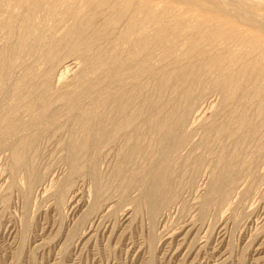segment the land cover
Wrapping results in <instances>:
<instances>
[{
    "label": "bare ground",
    "instance_id": "1",
    "mask_svg": "<svg viewBox=\"0 0 264 264\" xmlns=\"http://www.w3.org/2000/svg\"><path fill=\"white\" fill-rule=\"evenodd\" d=\"M46 1L47 0H0V9L4 7L3 9L5 10L7 5L9 8L7 9L9 11L4 12V17L0 15V32H4L9 41H6L9 45L4 41L7 45H5L6 47L4 46L5 48L0 46V85L4 84V86H7L8 88L6 89L10 90H8V94L11 95V102H4L6 103H3L4 105L0 104L3 106L0 111V144L3 147H8L10 152H12V173L15 172L17 174V172L20 173V171L23 170L29 174H26V176H31L32 178L34 176V181L40 179L41 175L36 170V164L34 165L36 157L30 156V153L36 150L39 139L45 129L52 130V128H55L62 130L60 127L62 123H64L70 132V136L68 137L69 140L67 139L68 141H66L67 145L65 148L66 163L68 162L71 167V175L86 167L91 170L90 173L94 174L96 185V192L93 196L97 195L96 197L98 198L107 186L106 180L100 176L98 170L103 150L106 151L108 148L106 146L109 144L110 146L113 145L111 143L115 142V140L122 139L124 143L118 156L119 165L113 173L115 181L117 180L122 188H129L132 185H142L143 187L145 185L144 188H146V184H150L147 191H142L143 193L141 194L144 195L140 196L135 201L137 212L142 209L145 210V207L152 205L156 200H160L161 204H157L158 206L160 205V208H164L171 204L176 194L175 189L177 187V182H174L172 175L179 169L178 167V169L175 170L177 166L176 163L180 160L178 157L181 150L187 147V143L189 144V136L187 134L189 131L186 132V127H188L187 123H189L188 116H190L189 112H191L189 110L190 105H192L191 102L196 101L194 99L195 89L196 87L197 90H199L201 87L210 88L211 86L212 89L213 87H217L223 96L226 118L224 121L220 119L211 127L209 126L210 128L207 127L205 129V137H201L203 140L200 139V142L203 143L202 149H204V153H202V150L201 154L204 155L201 157L196 156L200 158L196 161L193 160L194 163H191L195 169H198L202 162H207L205 154L212 150H210V144L212 143L210 141L211 135L214 134L215 137H223L232 141L228 147L223 146L218 157L215 156L217 158L215 162H213L214 169L213 174H211V176L213 175L212 181L209 185L210 188H207L209 189L208 194L205 196L207 199L204 198L206 202L205 200L203 201L205 202L204 205L209 209L210 207L222 206L227 201L230 202L229 198L231 194H233L232 192L238 182L243 180L242 178L247 176L250 177L252 173L256 171H253V169L255 167L258 168V161H261L262 158L260 160L258 159L261 156L264 157V106L262 104L264 103V43L261 44L263 41L256 42V36L250 35L245 39L249 47L247 49L248 51L244 49V52L243 50L244 53L242 52L237 55L233 54L234 52H229V47L225 44L226 47L224 45L222 46L227 48H224L226 51L224 49L223 51L219 50L220 48L216 50L215 48V50L219 52L212 53L208 44L218 42V40H225L227 42H232L234 40L238 41V35H236L237 30L235 27L225 30L223 29L224 25L207 28L208 25H206V27L204 23L203 26L200 24L203 28L206 27L202 32L200 30V34H202V38H200L204 43H207V46H205L206 48L208 47V52L210 51L209 53L212 54L205 52L204 56L201 55L199 59L197 57V61H193V56L198 54L197 51L199 52L198 46L204 45L200 44L202 41L198 42L199 39H197L199 45L190 44L189 49L184 56H182L183 58L179 59L178 56V60L172 64V67L170 66L171 72L163 68V62H161V66H163L162 69L168 72L162 75L163 73L159 74V69L161 68H159V66L158 68H151L149 62L154 53H158L156 51L160 48L162 41L164 42V39L168 40L171 36L162 35L161 28L160 30L157 29L158 32L155 31V34H145L144 27L146 24L147 26H151L150 24L152 23V25L155 26V23L160 19L159 16H156L157 13H151L149 2L135 6L130 2L115 5L116 3L112 4L110 0H94L89 3L87 14L79 17L80 7L84 8L89 0H77L75 5H73L72 2L70 6V0H51V2L48 3L50 9H60L59 11L63 14L64 18L65 16L72 18L74 19L73 23H75L70 28L68 27L67 32L65 30L66 35L59 37L60 40L55 41L50 32L48 35H51V38L54 40L50 41L45 37L46 31L44 32L45 36L42 34L41 38L40 35L38 38H35L37 37L35 36V28H38L36 27L38 19L43 18L40 20H46L53 13L46 7L48 11L45 12L42 10V6ZM223 2L227 4L226 1L223 0ZM241 4L240 7L242 6ZM153 7L154 6H152V8ZM242 7L244 8V6ZM261 7H263V5ZM106 9L107 11L111 9L112 14H110L104 22L100 23V15H105L107 12ZM103 10L106 12L104 11L105 13H102ZM41 11L45 12V14L43 12L41 13ZM55 11L56 10H54V12ZM1 13L2 12H0V14ZM57 13H53V18H57L59 21L58 17L61 15L58 16ZM42 15L46 17H41ZM56 15L58 17H55ZM203 15L205 14L203 13ZM105 16H107V14ZM65 20H67V18ZM206 20H209V18H206ZM254 20L251 19L250 21L256 22V27L264 30V26H259L257 24L258 20ZM166 21L168 22L169 20ZM200 21L202 22L201 19ZM67 22H69V20ZM71 22L68 23L69 26ZM167 22L166 24H168ZM41 23L39 22V24ZM162 23H160V26H164ZM178 24V21H173L169 23V25H166L169 26L167 29L168 31H175L173 38L180 35L178 31H176L177 29L180 30V27L176 29ZM205 24L208 23L205 22ZM41 25L44 26L43 23ZM214 25H216V23ZM42 26L40 27L42 28ZM209 26L211 25L209 24ZM66 27L65 29H67ZM192 27L194 26L192 25ZM45 28H47V26ZM186 28H189V26ZM186 28L183 27L184 30ZM196 30L199 29L197 28ZM53 32L52 34H54ZM56 32L57 31H55V33ZM245 35L246 34H244V37ZM161 36L164 37L163 40ZM181 38H183L181 40H185V37ZM240 39H242V41L244 40L241 36ZM256 39H258V36ZM185 42L189 41L187 40L184 41V43ZM240 42L241 40L236 43L242 46ZM106 43L111 47L109 45V47H105L104 44ZM164 44L167 43L164 42ZM170 45L172 46L173 44ZM43 46L44 48H42ZM128 46L130 52L126 53L125 50L128 49L126 48ZM213 46L215 45L213 44ZM244 46L243 44V47ZM65 47L70 49V54L75 53L83 56L85 63L82 65L84 66L83 73L85 74L82 77L92 74L97 75L98 79L94 80V77H92L93 80L89 79L82 81L83 78L78 76L82 80L78 87L76 83H73L76 84V89L73 90V88H71L72 90L70 89L71 91L69 92L54 94V87H52L54 83L53 85L51 84L52 77L58 66L57 60L61 59L59 56L62 55L61 53L64 51ZM175 49L177 48L175 47ZM175 49L173 48L172 50ZM40 50H43L42 55L39 54V58H36V60L31 58L33 61L32 65L30 64L31 66L27 65L23 67V65L25 66V63H29L28 61L30 60L29 58L28 61L25 62L24 59L26 60V58H24V56L27 54L34 58L36 53L38 54ZM160 50L162 49L160 48ZM162 51L161 54L164 60H170L173 58L174 54H178V52L173 54L167 47ZM204 51L206 50H203V52ZM68 53L66 55L67 57ZM201 53L202 51H200V54ZM75 54H72V56ZM260 54L263 57H260L261 59L258 60L259 58H256V56ZM78 55L75 56L79 57ZM22 57L24 59H22ZM156 59L158 60V58ZM175 59L176 58H174L173 61H175ZM169 60H166V62ZM168 66L166 67L165 65L166 68H168ZM68 68L69 66L65 65L63 70ZM18 69L23 70L24 73L22 77L14 81L12 78ZM212 69L219 70L221 74L219 83L212 80ZM212 74H214V72ZM147 77L149 80H145ZM214 77H216V75H214ZM215 80H218V77ZM205 89L203 88V90ZM199 91L196 94H198ZM4 92L7 93L6 90ZM170 93L175 94L176 97H170ZM2 94L4 93H1V95ZM86 98L88 100H86ZM51 100H54V102L56 101L57 104L59 102L60 106L57 107L58 105L56 104L55 107L53 104L55 108H50L51 104L48 102L54 103ZM83 100L87 102L93 100L94 103L85 105L87 102H85V104L81 103ZM250 104L255 105V113H251L252 111H250V109L252 105L250 106ZM256 104L259 106H256ZM219 111H221V109H219ZM217 116L214 118L215 120L219 118H217ZM198 117L199 116L196 118ZM58 130L53 133L60 132V130ZM48 131L50 132V130ZM48 131L46 132L48 133ZM62 131L64 132V130ZM66 132L68 133V131ZM51 135L52 134L49 136ZM225 140L223 139V141ZM191 142V144H193V141ZM116 144H118V142H115L114 145ZM38 148L39 147H37V149ZM249 148L253 151V153H249L250 155L246 154L249 152ZM197 151L200 152L199 149ZM192 155L191 153V156ZM207 156L209 155L207 154ZM209 159L210 156L208 160ZM187 160L188 159L185 161ZM200 170L201 169H199V172H202ZM81 173L83 172L81 171ZM181 173L185 175L184 170ZM16 176L14 178H16ZM91 177L93 178L92 174ZM32 178L30 180L31 182ZM71 178L72 177L68 178L67 181ZM193 180V175H191L189 181L193 182ZM144 188L142 190H144ZM106 190L107 189H105V191ZM154 205H156V203ZM151 209H153L151 210L153 213L158 210V208Z\"/></svg>",
    "mask_w": 264,
    "mask_h": 264
},
{
    "label": "rangeland",
    "instance_id": "2",
    "mask_svg": "<svg viewBox=\"0 0 264 264\" xmlns=\"http://www.w3.org/2000/svg\"><path fill=\"white\" fill-rule=\"evenodd\" d=\"M93 1L94 0H89L84 8L80 7L79 17L87 14L89 3ZM224 1H226L227 4H225L223 0H110L112 4L116 3L115 5L130 2L131 4L138 6L142 3L149 2L151 13H157L156 16H159L160 18L159 21L155 23V26L152 25V23L150 24L151 26H147L146 24L147 28L146 26L144 27L145 34H155V31L158 32L157 29L160 30L161 28L162 35L168 37L171 36V38H169L170 40H166L161 36L162 40L164 39V42L167 44L170 41H173L168 44L173 45L168 46L162 41L160 48L163 50L167 47L173 52V54L178 52V54L173 55L172 59L164 60L161 54L163 51L159 48L156 51L159 54L154 53L156 56L153 55L151 57L149 65L151 64V68H158L159 66V68H161L159 69V74L163 73L162 75L167 74V70L171 72L170 69L172 64L178 60V56L179 59L183 58L182 56H184L189 49L190 44L192 45L193 43V45H196L198 42L202 41V34L200 33L207 27L206 25H208L207 28L224 25L223 29L225 30L235 27L237 30L236 35H238V41L241 40L240 44L242 43V46H240L237 44V40H234L235 42L218 40V42L208 44L212 53L219 52L216 51L219 48V50L223 51L227 46L229 47V52H234L233 54L236 55L240 54L244 49H248L249 45L246 43L245 39L250 35H255L256 38L258 36V39L255 38V40H257L256 42H261L262 40L263 42L261 44L264 43V30L256 27V22L254 23L253 21H250L251 19H257V24L259 26H264V0ZM49 2H51V0H47L43 4L42 10L45 12L51 10L55 14L59 12L57 15L61 16H55L58 17V21L57 18H53L54 14L51 12L52 14L46 20H40L43 18L38 19L37 25L39 26L36 25L38 28H35V36H37L35 38H38L39 35L41 38L42 34L44 36L46 34L45 37L47 40L54 41L51 38V35H53L52 37L57 41L60 40L59 37L66 35L68 27L70 28L75 22L73 23L74 19L72 18L66 16L64 18L63 14L59 11L60 9H54L56 10L55 12L53 9H50ZM72 2L73 5H75L77 0L76 2L75 0H70L69 6L70 4L72 5ZM240 4L244 6V8L242 6L240 7ZM262 5L263 7H261ZM152 6L154 7L152 8ZM45 7L48 8V10ZM3 8L4 7L0 9V12H2L0 15L2 17L5 15L4 12L9 11L7 10L9 9L8 5L5 10ZM104 11L105 10H103L102 13ZM42 12L43 11H41V13ZM45 12L43 13L45 14ZM107 12V16H105L106 14L104 15L101 13V20L99 19L100 23L104 22V20L112 14L111 9H108ZM43 16L45 15H42L41 17ZM66 18L67 20H65ZM206 18H209V20H206ZM68 20L69 22L72 21L70 26L68 24L69 22H67ZM166 20H169L170 22H167ZM56 21L60 23L58 24ZM165 21L168 24H166ZM173 21H178V25H180L176 26V29L177 27H180V30H176L180 35L175 36V38H173L175 31H168L167 29L169 26H166ZM204 21L208 24H205ZM39 22H42L47 28H45L46 26H42V23L39 24ZM160 23H162L166 29L164 26H160ZM203 23L204 26H206L205 28L202 27ZM213 23H216V25ZM200 24L202 26H200ZM209 24L211 26H209ZM185 25L186 27L189 26V28H186ZM192 25L196 27L194 28ZM40 26H42V28ZM65 27L67 29H65ZM183 27L187 30H184ZM197 28L199 30H196ZM148 30L154 32H149ZM55 31H57L56 33L58 35ZM52 32L56 35V38ZM49 33L51 35H48ZM0 34L3 35H0V46L3 48L6 45L5 42L8 40L4 32H0ZM187 34H191L192 36L190 35V37ZM244 34H246L245 37ZM180 36L185 37V40H181L183 38ZM240 36L241 38H244L243 41L240 39ZM197 39H199V41ZM187 40L189 42L184 43V41ZM177 41L182 43H178ZM8 42L6 43L8 44ZM200 44L204 45L198 46L199 52L197 51L198 54L193 56V61H197V57L199 59V56H204V53L209 50L208 47L206 48L207 43L202 41ZM213 44L215 46H213ZM243 44L246 47H243ZM108 45V43L104 44L105 47ZM175 47L177 49H175ZM42 48H44V46ZM126 48H128L126 50L129 51L125 50V52L129 53V46ZM173 48L175 50H172ZM69 50L68 47H65L64 51L61 53L62 55L59 56L62 60L59 58V60H57L58 66L60 67L57 66L58 69L56 68V74H53L51 83L52 85L54 83L52 86L54 87V94L69 92L72 90L71 88H73V90L76 89L82 80L79 77L83 78L82 81L89 79L93 80L92 77H94V80L98 79L97 75L92 74H88L90 78L88 76L82 77L85 74L83 73V65L85 63L83 60L84 58L80 54H70ZM203 50L206 51L203 52ZM42 51H38V54L36 53L37 57L35 56L34 58L27 54L25 55L27 57L24 56L26 60L22 57L25 62L28 61L29 58L31 60L28 61L29 63L26 62L23 67H26L27 65L31 66L33 63L32 59H38L39 54L42 55ZM66 51L67 53L69 52V58L66 56ZM200 51H202L201 54ZM209 52L208 54H212ZM72 54H75L76 56L78 55L79 57L73 55V59ZM257 57L259 58L258 60H260V57L263 56L260 54L259 56L257 55L256 58ZM156 58H158V60ZM174 58H176L175 61H173ZM166 60L169 61L166 62ZM161 62H163L162 64L164 67L161 66ZM65 65L69 66V68L63 70ZM165 65L166 67L169 65L168 68H166ZM162 67L167 70L162 69ZM18 70H16V74H14L12 78L14 81H16L17 78L22 77L24 73L23 70ZM216 70L217 69H212L211 76L213 77L212 80L219 83L221 74L219 70H217L218 72ZM77 72L82 74L80 75ZM213 72L214 74H212ZM214 75H216V77H214ZM217 77L219 81L215 80ZM147 79L149 80L148 77L145 78V80ZM73 83H76L77 87L76 84ZM0 86V104L2 105L4 102H11V95L8 94L9 89H6L8 87L4 86V84ZM203 88L206 89L203 90ZM5 90L7 93L4 92ZM199 90H197L196 87L194 96L197 98L194 97L196 101L191 102L192 105H190L189 109L191 112H189V123H187L188 127H186V132H190H187L189 136V144L187 143V147H185L184 150H181L178 157L181 161L178 160L175 170H177L178 167L179 169L176 173H173L174 175H172L174 182H177V187L175 189L176 194L173 198L174 200L171 201V204L165 206L166 208H160V205L158 206V204H161V201L156 200V205H154L155 203L153 202L152 205L145 207V210L142 209L137 212L135 201L140 196L144 195L141 194L143 193L142 191H147L150 184H146V188H144L145 185L143 187L142 185L136 186L132 184V186L129 185V188H122L119 182L117 180L115 181L113 173L119 165L118 156L124 143L122 139L115 140L118 144L114 145L115 142H112L111 144L113 145L110 146L109 144L106 146L108 147L106 151L103 150L102 152L103 154L99 161L98 170L100 176L106 180L105 182L107 186L105 189L107 190L105 191L104 189L105 193L104 191L103 193L101 192L98 198L96 197L97 195L93 196L96 192L95 176L93 173H90L91 170L88 167L81 169L83 173L79 170V172L71 175V167L65 160L66 141L69 140L68 137L70 136L66 124L62 123V126L60 127L64 132L59 129L60 132L53 133L54 131L57 132L56 130L58 129H45L46 131L50 130V132L48 131L47 133L44 130L42 133L43 136L41 135L42 138L40 137L37 146L39 148L37 149L36 147V150L32 151L33 153H30V156L36 157L34 165L36 164V170L41 175V178L35 181L33 180L35 179L34 176L33 178L31 176H26V171L24 172L22 170L20 173L17 172L18 175L14 172L17 176L12 173V152H10L8 147H3L0 144V264H264V157L258 156L260 157L258 160L262 159L261 161H258V168L255 167L253 169V171L256 170L252 173L253 176H247L238 182L234 189L235 192L233 191V194H231L229 198L230 202L227 201L224 204L225 206L210 207L209 209L204 205L207 199L205 196L209 192V189L207 188H210L209 185L212 181L213 175L211 176V174H213L214 169L213 162H215L216 158L221 153L220 150L222 151L223 146L228 147L232 141L221 137L222 141L223 139H226V142H222L220 137H215L214 134L211 135L212 137L210 138V141L212 143L210 142V150H212L205 154L207 162H202L198 169L193 167L192 163L204 155L201 154L202 150V153H204V149H202L203 143L200 142V139L201 137H205V129L209 126L211 127L220 119H223L222 121H224L226 118L225 108L223 106L224 99L222 98L223 96L221 92H219V89L217 87H213L212 89L210 86V88L201 87ZM198 91L199 93L196 94ZM1 93L4 94L1 95ZM174 95L175 94L173 93L169 94L172 98L176 97V95ZM86 100L88 99L86 98ZM51 101L54 102V100ZM83 101H81V103L85 104V102H87ZM48 103L51 104L50 108H55L57 104L56 101L54 103L49 101ZM89 103H94V101L90 100L85 105H90ZM59 104L60 103L58 102L57 107L60 106ZM262 104L264 106V103ZM1 105L0 111L3 107ZM253 105L254 104H250L251 113H255L256 111V107L255 105L253 107ZM256 106L259 105L256 104ZM219 109H221V111H219ZM197 116L199 117L196 118ZM216 116L217 118L219 117L217 120L214 119ZM66 131H68L69 135ZM45 132L47 133L46 137ZM49 133L52 135L49 136ZM191 141H193V144L195 145L191 144ZM251 148H249V152L246 154L253 153ZM198 149L200 152L197 151ZM192 150L193 152H196L193 153ZM191 153L193 154L192 156ZM207 154L210 156L209 160ZM196 156L200 157L198 158ZM186 159L189 161H185ZM188 163H191L192 165ZM199 169H201L200 171L202 172H199ZM183 170L185 171V175L181 173ZM91 174L93 178L91 177ZM191 175H193L194 178L193 182L189 181ZM15 176L16 178H14ZM30 177L32 178V182L34 181V185L30 181ZM70 177L72 178L67 181ZM184 178L188 182L185 181ZM142 187L144 190H142ZM204 200L205 202H203ZM151 208H158V210L153 213V211H151L153 209ZM152 213L155 218L152 216Z\"/></svg>",
    "mask_w": 264,
    "mask_h": 264
}]
</instances>
